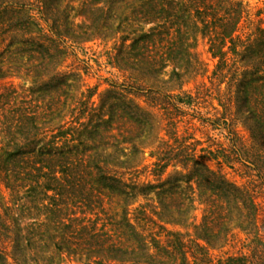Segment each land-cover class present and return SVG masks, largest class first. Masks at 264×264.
<instances>
[{
	"label": "trees",
	"instance_id": "trees-1",
	"mask_svg": "<svg viewBox=\"0 0 264 264\" xmlns=\"http://www.w3.org/2000/svg\"><path fill=\"white\" fill-rule=\"evenodd\" d=\"M103 1L106 12L116 4L129 2ZM35 2L34 8L39 14L36 19L29 11L33 8L31 2L0 0V44H3L0 62L6 57L5 60H9L8 70L24 66V74L33 73V81L26 88L27 98L19 99L18 96L22 95L18 94L12 83L0 88V179L13 194L21 188L23 193L19 198L24 199L18 205V198L10 205L0 204V264H32L25 258V253L32 246L48 247L41 235L42 229L46 231L51 227L55 236H50L48 241L55 249L79 253L89 264H102L105 257L116 261L130 257L135 262H152L160 255V249L166 253L170 246L180 254L178 264H196L197 256L191 251L186 255L187 251H183L185 232L168 230L163 246H159V241L152 237L151 241H147L149 247L143 242L145 237L134 232L136 244L132 243L133 248H125L109 241L102 231H89L86 224H76L85 216L77 215L72 206L99 205L101 195L106 193L133 197L157 188L155 192L160 200L159 205L167 212L168 222L177 224L182 223L184 215L193 205L195 198L192 194L196 192V199L202 205L201 216L195 225L194 236L188 239L202 251V258L206 255L207 247L214 245V240L219 242L225 239L231 225H235L248 236L252 245L250 254L227 257L225 264H247L249 257L251 263L262 259L259 264H264L258 206L251 193L225 179L222 173L209 167L192 152H187L183 143L170 145L164 142L153 162L158 171L155 174H161L170 163H177L182 171L176 179L167 177L153 185L140 184L122 179L124 172L113 167L116 163H112L113 154L107 150L110 146L123 155L118 162L130 167L132 164L128 162L133 160L140 146L145 145L150 134L149 113L132 99H126L125 92L134 90L135 94H141L153 102L158 101L161 88L112 81L96 106L89 104L92 92L87 89L86 93L81 92L83 94L71 107L77 109V114L69 121L52 125L51 122L61 110L58 101L63 94L62 88L69 86L67 78L70 75H76L58 69L60 57L66 53V41L77 39L69 26L62 27L64 23L58 19L56 0ZM135 2L138 20L152 23V26L145 32L137 33L128 48L125 46L118 51L126 52V55L117 54L116 58L119 57L125 66H129L131 59L127 58V49L134 50L138 54L134 58L148 64L150 68L147 74L151 76H155L169 62L171 69L166 81H173L183 76V71L176 70V63L184 61L190 67L195 61V53L190 49L194 47L197 36L206 38L208 51L217 59L213 74L226 78L225 90L233 101L235 117L242 121L252 138V145L246 146L236 133L230 131L231 154L237 161L248 163L258 173L264 174V29L255 26L242 37L239 28L245 8L240 0ZM133 3L134 0L131 1ZM92 10L97 16L91 18L90 26H87V31L92 30L89 34L99 28L98 24L101 23L102 27L109 20L106 12L103 16L101 8ZM39 20L49 25L47 31L41 32L43 27ZM32 25L39 28L41 33L30 34ZM12 30L15 32L12 40L3 43L7 36L3 35ZM156 45L160 50L155 49ZM1 69L0 78H4L7 73ZM41 92H52L53 102L47 101L41 106ZM164 94L170 98L172 107L178 110L176 103L182 100L171 92ZM90 111L93 112L89 116ZM84 115L88 117L85 119ZM79 129L87 133L93 142L100 143L101 147H94L96 145L93 143L86 145ZM61 138H64V143L77 140V145L68 144L63 149L55 142ZM173 139V142H177L176 138ZM130 154L132 157L129 158ZM167 197H172V203L164 201ZM15 208L18 210L16 215L12 213ZM31 210H42L44 219H35L24 225L22 228L25 232L21 234L18 216ZM126 223L132 227L129 222ZM78 234L79 241L75 236ZM5 238L10 242L9 253L4 246ZM260 242L261 246L258 245ZM138 249L140 251L135 253ZM134 254L135 257H132ZM167 254L171 257L170 252ZM48 259L51 258L48 257L46 262Z\"/></svg>",
	"mask_w": 264,
	"mask_h": 264
},
{
	"label": "rangeland",
	"instance_id": "rangeland-1",
	"mask_svg": "<svg viewBox=\"0 0 264 264\" xmlns=\"http://www.w3.org/2000/svg\"><path fill=\"white\" fill-rule=\"evenodd\" d=\"M26 1L32 3L31 7L33 8L29 11L32 13V17L36 19L39 14L34 8L36 5L35 0ZM128 1L127 3L116 4L117 6L106 12L103 0H56L55 6L59 12L58 19L61 23H64L62 27L69 26L77 39L76 41H66V53L60 57L58 69L62 72L76 75L75 77L70 75V78H67V82L70 81L69 86L62 88L63 94L58 101L59 106L61 105V110L51 122L52 125L69 121L77 114V109H72L75 105L74 101L81 97L83 93H86L87 89L92 92L89 104L96 106L105 91L109 89L112 81H118L126 85L140 83L146 87L151 85L150 87L161 88L158 101L153 102H150L151 99L145 98L141 94H135L136 91L134 90H132L134 92H125L126 99H132L134 103L139 104L142 109L149 113L151 122L150 134L145 140V145L140 146L139 151L134 154L133 160L128 162L132 164L130 167L129 164L126 166V164L118 162L123 159V155L110 146L107 150H111L113 154L114 161L112 160V163H116L113 167L124 172L122 179L136 181L140 184L153 185L164 181L167 177H170L171 180L176 179L178 173L182 171L177 163L172 162L161 174H155L158 171L157 166L155 167L153 162L157 151L163 146L164 142H168L170 145H175L178 142L183 143L187 152H192L197 158L207 163L209 167L222 173L225 179L241 188H246L251 193L253 200L258 206L259 233L262 234L264 241V174L258 173L248 163L237 161L235 156L231 154L230 137L232 133L230 131L236 133L246 146L252 145V138L242 121L235 117L233 101L225 90L226 78H219L213 74L217 59L212 57L208 51L206 38L197 36L194 47L190 49L191 52L195 53L193 60L195 57L196 62L194 61L190 67L184 61L176 63V70L183 71V76L176 80L166 81L171 69L169 62L160 68L155 76L148 75V68L150 67L147 66V63L136 60L138 54L134 50L127 49L128 53H130L129 55L127 53V58L130 57L131 62L128 64L129 66H125V63L121 62L120 58H116V56H118L117 54L125 56L126 52L118 53V51L125 46V48H128L137 33L140 31L145 32L152 26V23L141 19L138 20V8H136L135 0L133 4H131L133 0ZM240 1L245 8V14L240 21L239 28L242 37H245L255 26L264 29V0ZM95 7L101 8L103 16L106 12L109 20L102 27L100 26L101 23L98 24L99 28L95 30L96 32L89 34L92 30L87 31L86 29L88 25L90 26L91 18L96 15V13H92V9ZM56 15L58 16V13ZM126 21L129 23H126ZM39 22L43 27L41 29L43 31L32 25L30 34L36 35L47 31L46 28L49 25L47 26L46 22L42 20H39ZM50 22L49 20L48 23ZM9 33L3 35V37L7 35L3 43L12 40L11 38L15 35L14 30ZM2 47L3 44H0V49ZM155 49L160 50L159 45H156ZM5 58L2 63L0 62V67H2L1 70H6L5 73L7 74L4 78H0V88L12 83L15 85L18 94L22 95L18 96L19 99L27 98L26 88L33 81L31 77L33 73L24 74V66L21 69L16 70L13 68L8 70L9 60H5ZM0 59H2L1 56ZM164 88L165 90H163ZM168 88L169 90H166ZM81 92L83 93L81 94ZM170 92L176 95V98L182 100V102H178L175 99L179 103H176L179 107L178 110L173 108L170 98L164 94ZM64 93L67 95H64ZM41 95H43L39 99L41 106L47 101L53 102L51 100L54 98L52 92H41ZM92 112H89V116L92 115ZM87 117L88 115H84L85 119ZM78 132L82 133L80 137L86 145L93 143V145H96L94 147H101L100 143L93 142L87 133L82 132L80 129ZM74 136H76V133H74ZM173 138H176L177 142H173ZM63 139L55 140L56 145H61L63 149H66L68 144L69 146L77 145V140L64 143ZM78 147L80 149L81 146L78 145ZM130 157H132V154L129 155ZM176 182L183 183L182 181ZM157 189L147 190V194L133 197L125 194L106 193L101 195L99 205L98 203H93L92 207H82L83 205L72 206L77 215L83 214V217L85 216L84 219L77 221L76 224H86L89 231H92V229L94 231H102L106 233L105 235H107L109 241L125 248H133V244H136L133 238L135 233L141 237L144 236V240H146L143 242L149 247L150 245L147 241L149 239L151 241L152 237L159 241V246H163L162 244L166 240L165 237L168 235V230L185 232L186 236L183 238L186 243L182 247L183 251H187L186 255H189V251L194 253L197 256L196 264H225L227 257L248 256L250 254L252 245L249 238H247L248 236L245 235V231L240 227L231 225L225 239H221L219 242L214 240V245L207 247L206 255L202 258L204 256L201 254L202 251L189 242L188 239L194 236L195 225L198 224L201 216L202 205L196 199V192L192 194L195 198L193 205H191L187 214L184 215L182 223L177 224L168 222L169 216L167 212L164 207L159 205L160 200L155 192ZM22 193L23 190L19 188L18 192L13 194L0 179L1 205H10L15 201V198H18L16 205L20 204L24 200L19 198ZM171 199L172 197H167L164 201H168V204H170L172 203ZM82 210L85 212H81ZM13 212L16 215L18 210L15 208ZM41 213L42 210H31L28 213L19 215L18 227H21L20 233L23 234L25 232L22 228L24 225L31 223L35 219L43 220L44 215ZM126 222H129L133 229ZM46 231L42 229L41 237L44 238L48 247L42 246V248H38L32 246L25 253V258L28 262L35 264L36 261L37 264H41L45 259L43 264L90 263L84 260V256L79 253L72 254L55 249L48 241L50 236H55L53 227L48 228ZM75 236L77 241H79V234ZM73 241L76 240L74 239ZM4 243L5 249L9 253V239L5 238ZM258 245L261 246V242ZM171 249L172 247L170 246L166 253L160 249V255L152 262L147 259L146 262H143V260L135 262V259L130 257L124 261H116L105 257L102 260V264H159L162 261L166 262V264H178L181 261L177 258L180 257V254L177 250ZM139 251L140 249L135 251V253ZM169 252L171 257L167 254ZM135 255L132 257H135ZM48 257L51 259L46 262ZM188 257L189 259L191 258L190 256ZM33 258L36 260L34 261ZM249 258L247 264L262 263L260 262L262 259L251 263Z\"/></svg>",
	"mask_w": 264,
	"mask_h": 264
}]
</instances>
